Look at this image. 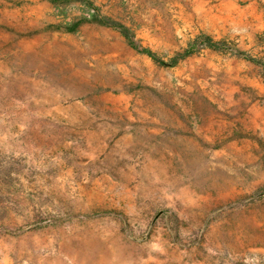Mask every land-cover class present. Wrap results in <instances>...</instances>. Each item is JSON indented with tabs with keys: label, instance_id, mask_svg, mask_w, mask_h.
<instances>
[{
	"label": "rangeland",
	"instance_id": "374dc122",
	"mask_svg": "<svg viewBox=\"0 0 264 264\" xmlns=\"http://www.w3.org/2000/svg\"><path fill=\"white\" fill-rule=\"evenodd\" d=\"M0 264H264V0H0Z\"/></svg>",
	"mask_w": 264,
	"mask_h": 264
},
{
	"label": "trees",
	"instance_id": "16d2710c",
	"mask_svg": "<svg viewBox=\"0 0 264 264\" xmlns=\"http://www.w3.org/2000/svg\"><path fill=\"white\" fill-rule=\"evenodd\" d=\"M51 1L58 2L59 0H51ZM95 16L96 15L94 14V12H92V14H91L92 18H90V20L91 21H96ZM113 25H116V24H113ZM123 33H124V35L127 36L129 44L133 48L137 49L136 46H135V43L133 42V40L128 36V34L126 32V29H123ZM199 47H208V48H211V49H218V48L221 47V43L220 42H215V41H213L212 39H210V38H208L206 36H200L195 41L192 42V44H191V48L192 49L191 50H187V54H192ZM142 52L147 54L149 57H151L155 61L157 60V57L155 56V54L151 50L144 49V50H142Z\"/></svg>",
	"mask_w": 264,
	"mask_h": 264
}]
</instances>
